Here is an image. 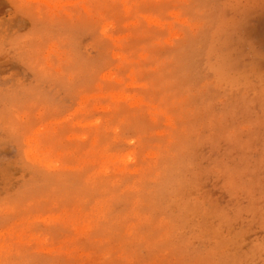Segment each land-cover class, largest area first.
<instances>
[{"label":"rangeland","instance_id":"374dc122","mask_svg":"<svg viewBox=\"0 0 264 264\" xmlns=\"http://www.w3.org/2000/svg\"><path fill=\"white\" fill-rule=\"evenodd\" d=\"M0 264H264V0H0Z\"/></svg>","mask_w":264,"mask_h":264}]
</instances>
